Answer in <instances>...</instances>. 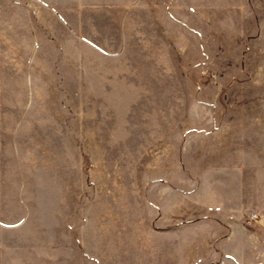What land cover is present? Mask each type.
<instances>
[{
    "label": "rangeland",
    "instance_id": "obj_1",
    "mask_svg": "<svg viewBox=\"0 0 264 264\" xmlns=\"http://www.w3.org/2000/svg\"><path fill=\"white\" fill-rule=\"evenodd\" d=\"M0 264H264V0H0Z\"/></svg>",
    "mask_w": 264,
    "mask_h": 264
}]
</instances>
